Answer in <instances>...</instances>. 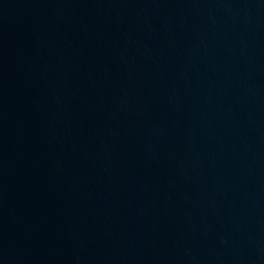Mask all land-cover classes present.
Masks as SVG:
<instances>
[{
	"label": "water",
	"instance_id": "water-1",
	"mask_svg": "<svg viewBox=\"0 0 264 264\" xmlns=\"http://www.w3.org/2000/svg\"><path fill=\"white\" fill-rule=\"evenodd\" d=\"M0 264H264V0H0Z\"/></svg>",
	"mask_w": 264,
	"mask_h": 264
}]
</instances>
